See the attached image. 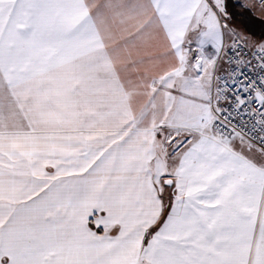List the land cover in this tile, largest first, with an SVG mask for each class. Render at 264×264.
Returning <instances> with one entry per match:
<instances>
[{
	"label": "snow or ice",
	"instance_id": "snow-or-ice-1",
	"mask_svg": "<svg viewBox=\"0 0 264 264\" xmlns=\"http://www.w3.org/2000/svg\"><path fill=\"white\" fill-rule=\"evenodd\" d=\"M66 0H0V77L28 81ZM172 107L107 146L0 140V264H264V0H203Z\"/></svg>",
	"mask_w": 264,
	"mask_h": 264
},
{
	"label": "crops",
	"instance_id": "crops-1",
	"mask_svg": "<svg viewBox=\"0 0 264 264\" xmlns=\"http://www.w3.org/2000/svg\"><path fill=\"white\" fill-rule=\"evenodd\" d=\"M66 3L64 31L37 74L0 77V140L21 154L123 141L172 107L193 70L182 45L199 0Z\"/></svg>",
	"mask_w": 264,
	"mask_h": 264
},
{
	"label": "rangeland",
	"instance_id": "rangeland-1",
	"mask_svg": "<svg viewBox=\"0 0 264 264\" xmlns=\"http://www.w3.org/2000/svg\"><path fill=\"white\" fill-rule=\"evenodd\" d=\"M202 3H203V0H199V3L197 4L198 6H197V10H196V15H195L196 19H195V21H194V23H193V25H192V30L190 31L188 37L194 32V30L197 28V26L201 23V16H202V13H201V11H200V5H201ZM193 70H194V68H193ZM193 70H192L190 73H186V72H185V75L188 74V75H187L188 79H191L192 74H193V72H194Z\"/></svg>",
	"mask_w": 264,
	"mask_h": 264
}]
</instances>
